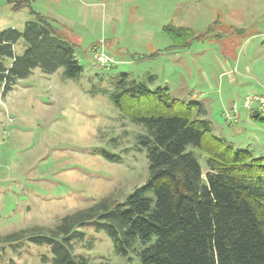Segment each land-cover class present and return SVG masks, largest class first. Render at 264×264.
<instances>
[{"label": "rangeland", "instance_id": "1", "mask_svg": "<svg viewBox=\"0 0 264 264\" xmlns=\"http://www.w3.org/2000/svg\"><path fill=\"white\" fill-rule=\"evenodd\" d=\"M11 1L0 0V31L21 30L33 18L27 7L14 9ZM30 5L73 44L81 71L68 78L62 67L52 73L34 67L5 93L0 88V234L53 227L101 197L123 200L145 182L147 157L136 138L144 127L102 91L121 72L150 89L168 87L186 102L202 103L201 117L214 134L264 157V121L251 114L258 109L264 118V109L243 105L246 96L264 94V0H133L120 5L112 21L105 15L106 0H31ZM232 11L240 21L229 19ZM169 21L192 28L197 37L185 48L150 56L171 43L161 31ZM24 47L20 39L14 53ZM99 55L104 64L97 63ZM220 72L227 74L218 77ZM187 148L205 171L207 155ZM104 151L119 159H108ZM81 229L92 246L77 244L74 252L90 264L139 263L133 254L131 260L115 254L104 231ZM0 254V264H50L52 257L46 244L28 240L4 245Z\"/></svg>", "mask_w": 264, "mask_h": 264}, {"label": "trees", "instance_id": "2", "mask_svg": "<svg viewBox=\"0 0 264 264\" xmlns=\"http://www.w3.org/2000/svg\"><path fill=\"white\" fill-rule=\"evenodd\" d=\"M30 1L12 0L11 4L14 9L27 7L33 18L21 30L0 31L3 93L34 67L46 73L62 67L68 78L81 71L73 44ZM161 31L171 43L150 56L185 48L197 37L192 28L173 22L164 24ZM20 39L25 47L15 54L14 45ZM110 80V88L102 91L130 120L144 127L136 138L147 157L145 182L123 200L101 197L62 216L53 227L35 225L0 234V248L28 240L49 247L50 264H90L74 252L77 244L92 246L81 229L88 226L106 233L115 254L127 260L133 254L138 264H264V157H254L249 149L235 148L214 134L209 121L201 117L205 114L202 103L186 102L168 87L150 89L145 81L125 72ZM256 119L264 121L260 113ZM189 145L207 155L205 171ZM103 155L119 159L105 151Z\"/></svg>", "mask_w": 264, "mask_h": 264}, {"label": "crops", "instance_id": "3", "mask_svg": "<svg viewBox=\"0 0 264 264\" xmlns=\"http://www.w3.org/2000/svg\"><path fill=\"white\" fill-rule=\"evenodd\" d=\"M133 0H106V6L105 7H107L106 8V13H105V15H106V17H107V19L109 20V21H112V19H116V16L118 15V13L117 12H119L118 10H120L121 9V6H122V4L123 3H131ZM92 3H95V2H92ZM121 5V6H120ZM188 5V3H186L184 6L186 7ZM239 10V9H238ZM93 11H94V9H93ZM98 13V11L97 12H95L94 11V13L92 14V15H96ZM219 13V12H218ZM228 14H230L229 15V19H231V21H233V20H236V21H240V18H237L235 15H234V12L232 11L231 13H228ZM239 16V15H238ZM169 22H171V21H169ZM168 23V22H167ZM164 25V24H163ZM162 25V26H163ZM230 25H234L233 24V22H231L230 23ZM162 26H161V28H162ZM243 43V42H242ZM169 45V44H168ZM168 45H166V46H168ZM165 46V47H166ZM156 50H161V49H156ZM160 54H166V52H161ZM160 54H158V55H160ZM158 55H156V56H158ZM225 72H220L219 74H218V77H222V76H224V75H226L227 73H225ZM229 77H230V79L231 80H233V78H232V76H230L229 75Z\"/></svg>", "mask_w": 264, "mask_h": 264}, {"label": "built area", "instance_id": "4", "mask_svg": "<svg viewBox=\"0 0 264 264\" xmlns=\"http://www.w3.org/2000/svg\"><path fill=\"white\" fill-rule=\"evenodd\" d=\"M97 58V63L98 64H104L107 60L105 59V57L99 55L96 57ZM252 103H257L259 108H263L264 109V94L262 95H248L245 97L244 101H243V105L245 107H249L250 110L251 109V105Z\"/></svg>", "mask_w": 264, "mask_h": 264}, {"label": "water", "instance_id": "5", "mask_svg": "<svg viewBox=\"0 0 264 264\" xmlns=\"http://www.w3.org/2000/svg\"><path fill=\"white\" fill-rule=\"evenodd\" d=\"M251 114H252V116H253L254 118H256V117L259 115V110H258V109H253V110L251 111Z\"/></svg>", "mask_w": 264, "mask_h": 264}]
</instances>
